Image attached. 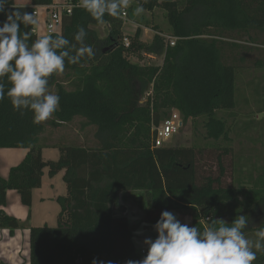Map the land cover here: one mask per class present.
<instances>
[{
	"label": "trees",
	"instance_id": "trees-1",
	"mask_svg": "<svg viewBox=\"0 0 264 264\" xmlns=\"http://www.w3.org/2000/svg\"><path fill=\"white\" fill-rule=\"evenodd\" d=\"M71 1L79 7L63 16L58 33L50 36L63 35L78 48L83 45L74 34L83 26L88 33L84 43L97 54L76 65L66 61L65 71L49 78L50 91L59 95L60 102L47 121L34 123L31 111L21 115L7 97L0 102V150L27 151L6 178L0 177V230L13 233L23 228L1 210L6 193L15 191L20 204L30 208L32 191L41 187L44 169L49 176L64 172L65 195L56 199L55 227L28 229V264H92L94 259L126 264L143 259L133 245L125 208L118 202V195L126 191L142 193L140 207L149 225L154 226L163 211H174L188 214L191 226L204 231L217 228L216 218L228 207L231 224L238 216L233 204L239 202L235 196L239 189L226 182L234 178L233 150L228 127L215 113L234 109L235 73L251 51L261 54L253 67L264 69V0H130L147 12L165 13L177 40L173 47H165L156 37L160 48L155 51L139 42V28L125 48L121 43L125 21L120 16H105L108 35L100 39L95 28L101 24L80 6V0ZM49 5L52 0H29L27 5L9 0L14 10L31 13ZM125 11L126 20L132 19V7ZM4 19L0 15V22ZM32 29L21 25L22 32L31 33L29 45L38 38ZM144 51L164 53L162 65L129 61L131 53ZM5 84L10 86L6 78ZM171 111L179 114L182 126L205 117L203 127L211 143L154 148L151 128ZM75 120L80 122L82 140L61 138L51 143L47 127L58 129ZM43 148L56 149L58 158L44 160ZM252 196L254 207L246 215L249 224L244 234L256 225L251 232L255 235L264 228L260 221L264 193L256 188ZM263 262L264 250L257 251L253 264Z\"/></svg>",
	"mask_w": 264,
	"mask_h": 264
},
{
	"label": "clouds",
	"instance_id": "clouds-1",
	"mask_svg": "<svg viewBox=\"0 0 264 264\" xmlns=\"http://www.w3.org/2000/svg\"><path fill=\"white\" fill-rule=\"evenodd\" d=\"M80 6L99 24H105L106 15L119 17L129 8L130 0H80ZM144 11L138 3L134 15ZM0 15L5 16L0 22V102L7 97L21 115L31 111L34 123L47 121L54 117L60 102L59 95L50 91L49 78L63 73L66 61L76 65L82 58H95L96 50L84 43L88 33L83 26L74 34L81 47L71 45L63 35H45L29 45L26 41L31 33L22 32L21 25H37L34 15L14 10L9 0H0ZM5 78L10 84L7 88ZM248 224V216L238 215L231 224L221 220L217 228L201 231L181 223L172 212L163 211L153 226L156 238L144 240L147 254L126 264H253L257 251L264 250V228L255 233L257 239L253 241L244 234ZM92 264L104 262L94 259Z\"/></svg>",
	"mask_w": 264,
	"mask_h": 264
},
{
	"label": "rangeland",
	"instance_id": "rangeland-1",
	"mask_svg": "<svg viewBox=\"0 0 264 264\" xmlns=\"http://www.w3.org/2000/svg\"><path fill=\"white\" fill-rule=\"evenodd\" d=\"M66 0H52V4L64 3ZM17 5L24 4L22 0H16ZM132 7V19L125 20L122 37L127 36L132 43L133 33L138 26L137 22H141L144 29H140L141 35L139 42L143 43L151 51L159 50V44H156V37L162 39L165 45V37L172 36V29L167 23L165 13L161 9H155L152 12L144 11L141 15H134L135 5L130 4ZM39 16V15H38ZM38 16L35 17L38 19ZM147 23V26L145 25ZM136 26V27H135ZM155 27V28H154ZM108 27L106 25H99L95 28L100 39H105L108 35ZM156 29V30H155ZM131 33V34H130ZM45 36L44 31L38 30V38ZM176 42V41H175ZM260 52L251 51L244 64L243 68L235 73V107L233 110L224 111L220 110L215 113L216 118L225 121L228 127L229 145L233 150L234 159V175L233 180L229 178L226 182L232 181L234 188L237 190L235 196L238 203H234V208L238 211V215H247L253 209L252 190L259 189L260 194L264 193V69L253 67V62L259 58ZM150 56V57H149ZM129 61L137 65H153L159 66L163 62L161 54H152L147 51L131 53L128 57ZM175 112L176 111H171ZM178 114V113H177ZM181 118V117H180ZM203 120L205 117H199L193 121H188L183 125L179 132L172 137L169 146H182V147H203L210 144L206 138V132L203 127ZM79 120L73 121L69 126H62V128L54 129L49 128L47 132L51 138V143L55 139L70 138L78 139L76 132H79ZM89 133V132H88ZM225 144V142H222ZM167 146V145H165ZM3 153V152H2ZM0 153V172L3 176L7 175L10 167L15 166L17 163L3 159V154ZM43 158L46 160L54 161L57 159V151L54 149H46L43 151ZM43 192L39 195V191L32 192V202L30 207L31 219L29 225L34 227L49 226L55 227L56 216L59 212V205L56 199L65 193L62 174L57 173L49 176L47 171L43 172ZM14 199L10 203V211L19 214V211H24V207L20 204L18 195L13 192ZM41 196L44 200L41 199ZM245 196L249 197L248 199ZM120 202L126 207V216L128 218L133 234L141 229H149L150 226L144 220L145 212L140 204L144 203V198L141 195L125 196L118 195ZM230 205V204H229ZM15 217V216H13ZM232 212L230 207L221 212L219 221L223 220L225 223L230 224ZM261 224L263 225V218L260 217ZM254 225V224H253ZM252 225V226H253ZM256 225L251 227L249 232L245 234L246 238L255 241V235L252 230H256ZM144 232L146 236H138L134 239L136 246L139 248L144 245L146 238L155 239L157 233ZM136 237V236H134ZM145 248H147L145 246ZM255 251V249H253ZM263 251V250H261ZM260 251V252H261ZM28 235L24 228L16 231L14 236L9 232L3 237L0 236V261L2 264H28ZM261 264H264L261 263Z\"/></svg>",
	"mask_w": 264,
	"mask_h": 264
},
{
	"label": "built area",
	"instance_id": "built-area-1",
	"mask_svg": "<svg viewBox=\"0 0 264 264\" xmlns=\"http://www.w3.org/2000/svg\"><path fill=\"white\" fill-rule=\"evenodd\" d=\"M75 7H79L78 4H73L71 0H66L64 3L60 4H52L49 6H42L37 7L33 11L34 17H37L39 15L40 9H42L47 14V20L44 25V34L45 35H52L55 33H58L61 23H62V17L63 16H69L72 13V10ZM120 18L125 21L126 20V11L123 10ZM32 33L37 35L36 30L33 28ZM38 37V35H37ZM177 39H173L171 37H165L164 43L165 47H173L175 45V41ZM122 45L127 48L130 45V42L128 40V37L125 36L121 39ZM148 95H151V91H149ZM182 127V122L179 114L175 112H171L167 118L163 119L157 127L153 126L151 128V131L153 133V139H152V146L154 148H160L168 144L172 137H174L179 130ZM205 221H208V218L205 219ZM147 254L146 251H141L140 255L145 256Z\"/></svg>",
	"mask_w": 264,
	"mask_h": 264
},
{
	"label": "crops",
	"instance_id": "crops-1",
	"mask_svg": "<svg viewBox=\"0 0 264 264\" xmlns=\"http://www.w3.org/2000/svg\"><path fill=\"white\" fill-rule=\"evenodd\" d=\"M28 1L29 0H22V2L24 3V4H21V5H27L28 4ZM15 3H16V0H15ZM17 4V3H16ZM46 20H47V14L42 10V9H40V11H39V16H38V19H37V21H38V23H37V25H35V26H33V28L36 30V32H37V35H38V30L39 31H42V33H43V31H44V25H45V22H46ZM137 24H138V26L136 27V28H139V29H144L143 27H142V25L140 24L139 25V22H137ZM124 27V26H123ZM123 29V28H122ZM136 30V29H135ZM122 32H123V30H122ZM135 32V31H134ZM131 34V33H130ZM134 34V33H133ZM162 56H163V59H164V53L162 54ZM150 57V56H149ZM162 65V64H161ZM161 65H159V66H161ZM159 66H157V67H159ZM143 101H144V99H143ZM64 126V125H63ZM66 126H69V125H66ZM59 128H62V126L61 127H59ZM76 135H78V132H76ZM80 140H82V138L80 137L79 138ZM169 144V143H168ZM168 144H166L167 146H169ZM46 149H52V148H43V150H42V155H43V151H45ZM54 150H56V149H54ZM57 151V150H56ZM3 152V153H2ZM26 150H24V149H1L0 150V153H2L3 154V159L4 158H6V159H8L9 161H13V162H15V163H17L16 165H18L22 160H23V158H24V156H25V154H26ZM43 157V156H42ZM57 158H58V152H57ZM44 159V158H43ZM44 160H46V159H44ZM46 161H50V160H46ZM55 161V160H54ZM15 165V166H16ZM14 167V166H13ZM10 168H12V167H10ZM9 168V169H10ZM9 169H8V171H9ZM47 171V169H44L43 170V172L44 171ZM8 171H7V174H8ZM47 173H48V171H47ZM59 173H61L62 174V177H63V174H64V172L63 171H61V172H59ZM0 177H2V178H6L7 177V175L6 176H3V174H1V172H0ZM43 176H42V183H41V187L39 188V189H35L36 190V192L37 191H39V195L41 194L42 195V190H43ZM64 189H65V185H64ZM34 190V191H35ZM13 192H15V191H7V193H6V205H5V207H3L1 210L6 214V215H8V216H15L14 218H16L22 225H23V228H24V230L26 231V233H27V235H28V237H29V232H28V229L29 228H31V227H34V226H31V225H29L28 224V222L30 221V219H31V214H30V208H26V207H24V211H19V214H15V213H13V212H11L10 211V203H11V201H12V199H14V195H13ZM33 192V191H32ZM16 193V192H15ZM17 194V193H16ZM121 194V197H125V196H135V194L137 195V196H139V195H141L142 193L141 192H132V191H126V192H123V193H120ZM119 194V195H120ZM65 195V193L63 194V195H60V196H64ZM59 196V197H60ZM143 196V195H142ZM18 199H19V196H18ZM41 199L42 200H44V198L41 196ZM20 202V201H19ZM32 202V201H31ZM118 202H119V205H121L122 207H124L125 208V213H124V215L126 216V212H127V209H126V207L120 202V199H118ZM176 213V215H177V219L178 220H180L181 221V223H189V226H191V218H190V216L188 215V214H181V213H177V212H175ZM28 215H29V218H28ZM127 217V216H126ZM128 219V218H127ZM143 225H145V226H150L151 228H149V229H141V230H138V231H136L134 234H133V238H132V241H133V245H134V247H135V249H136V251L140 254V252L143 250V251H146L147 252V248H145V246H142L141 245V247L139 248V246L137 247L136 246V244H135V242H134V239L135 238H137L138 236H140V235H142V236H145L144 235V232H147V231H150V232H152V228H154L153 227V225H149V224H143ZM16 231L17 230H15L13 233H11L13 236H14V234L16 233ZM9 233V231L8 230H0V236H4V235H6V234H8ZM154 233H156L155 231H154ZM134 236H136V237H134ZM146 237V236H145ZM29 239V238H28ZM28 248H29V242H28ZM29 254V253H28ZM3 261V260H2ZM2 261H0V264H2Z\"/></svg>",
	"mask_w": 264,
	"mask_h": 264
},
{
	"label": "water",
	"instance_id": "water-1",
	"mask_svg": "<svg viewBox=\"0 0 264 264\" xmlns=\"http://www.w3.org/2000/svg\"><path fill=\"white\" fill-rule=\"evenodd\" d=\"M169 212H172L176 216V218H178L177 215H176V213L174 211H169Z\"/></svg>",
	"mask_w": 264,
	"mask_h": 264
}]
</instances>
